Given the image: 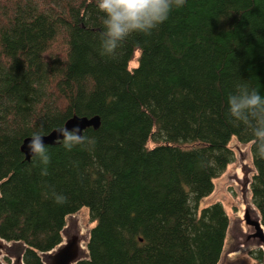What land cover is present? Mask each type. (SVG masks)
Masks as SVG:
<instances>
[{"label": "trees", "instance_id": "16d2710c", "mask_svg": "<svg viewBox=\"0 0 264 264\" xmlns=\"http://www.w3.org/2000/svg\"><path fill=\"white\" fill-rule=\"evenodd\" d=\"M102 15L95 0H0V238L43 264L88 208L96 225L78 264H218L229 219L221 204L199 207L236 160L233 138L250 146L264 226V159L227 117L238 85L264 96V0H186L110 57ZM74 116L101 126L70 151L48 145L42 176L24 140Z\"/></svg>", "mask_w": 264, "mask_h": 264}, {"label": "clouds", "instance_id": "9594fccd", "mask_svg": "<svg viewBox=\"0 0 264 264\" xmlns=\"http://www.w3.org/2000/svg\"><path fill=\"white\" fill-rule=\"evenodd\" d=\"M95 3L98 11L103 14L100 54L110 57L130 36L151 35L169 19L174 9L182 8L186 0H95ZM227 117L229 122L239 123L250 130L255 155L264 159V96L247 84L238 85L228 96ZM56 131L63 137L57 143L66 150L86 144L87 138L80 134L79 128L68 129L63 126ZM44 137L42 131L31 133L28 148L32 160L43 165L41 175L47 176L50 156ZM54 195L57 204L67 201V197L62 194Z\"/></svg>", "mask_w": 264, "mask_h": 264}, {"label": "rangeland", "instance_id": "374dc122", "mask_svg": "<svg viewBox=\"0 0 264 264\" xmlns=\"http://www.w3.org/2000/svg\"><path fill=\"white\" fill-rule=\"evenodd\" d=\"M131 66L136 68L138 63H132ZM231 147L235 151L236 160L221 177L214 180V191L201 201L199 212L212 205L221 204L229 219L224 250L218 264H256L252 252L262 250L261 247L254 242L243 245L241 237L242 227H245L242 218L246 205H249L255 214L259 215L252 202L250 189L252 177L256 171L249 145L241 144L236 138H233ZM71 217L77 219L75 221L79 223L84 234H89L90 230L96 225L90 219L88 208H82L76 215L68 217L67 224L70 223L69 219ZM87 242L88 240L83 243L84 247H86ZM5 243L6 245H12L6 241ZM0 261L1 264H16L15 259L7 253L1 255Z\"/></svg>", "mask_w": 264, "mask_h": 264}, {"label": "water", "instance_id": "95a60500", "mask_svg": "<svg viewBox=\"0 0 264 264\" xmlns=\"http://www.w3.org/2000/svg\"><path fill=\"white\" fill-rule=\"evenodd\" d=\"M64 126L68 129L79 128L80 134H83L84 131L89 128L98 130L101 126V119L99 116L91 118L74 116L68 119ZM57 129L46 134L43 138L46 146L57 145L58 139L63 138L59 132L56 131ZM30 140V137L25 139L21 146V151L25 155L27 161L32 159L31 152L28 148ZM247 184L248 181L246 182V186ZM75 220L77 221L76 218L71 217L69 219L70 223L67 224V227L63 230L64 243L51 252L41 254L43 264H78L80 261L88 257V250L83 246V243L89 240L90 233L84 234L79 223ZM242 220L246 228L241 234L243 239L242 244L247 245L252 242L257 243L264 253V226L262 224L261 216L256 215L254 210H252L249 205H246ZM24 252V245L20 243L6 245L5 241L0 239V258L3 253H7L15 259L16 264H25Z\"/></svg>", "mask_w": 264, "mask_h": 264}, {"label": "bare ground", "instance_id": "6f19581e", "mask_svg": "<svg viewBox=\"0 0 264 264\" xmlns=\"http://www.w3.org/2000/svg\"><path fill=\"white\" fill-rule=\"evenodd\" d=\"M242 229L245 231L246 230V228L245 227H242Z\"/></svg>", "mask_w": 264, "mask_h": 264}]
</instances>
